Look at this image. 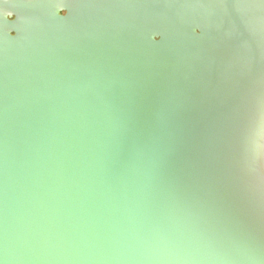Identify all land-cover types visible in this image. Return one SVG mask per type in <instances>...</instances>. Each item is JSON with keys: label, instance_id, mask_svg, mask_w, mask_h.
Masks as SVG:
<instances>
[{"label": "water", "instance_id": "water-1", "mask_svg": "<svg viewBox=\"0 0 264 264\" xmlns=\"http://www.w3.org/2000/svg\"><path fill=\"white\" fill-rule=\"evenodd\" d=\"M0 264H264V0H0Z\"/></svg>", "mask_w": 264, "mask_h": 264}, {"label": "flooded vegetation", "instance_id": "flooded-vegetation-1", "mask_svg": "<svg viewBox=\"0 0 264 264\" xmlns=\"http://www.w3.org/2000/svg\"><path fill=\"white\" fill-rule=\"evenodd\" d=\"M60 14L65 15L66 14V11L65 10H61L60 11Z\"/></svg>", "mask_w": 264, "mask_h": 264}]
</instances>
